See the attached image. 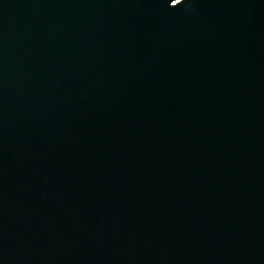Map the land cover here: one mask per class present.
<instances>
[{"label": "water", "instance_id": "1", "mask_svg": "<svg viewBox=\"0 0 264 264\" xmlns=\"http://www.w3.org/2000/svg\"><path fill=\"white\" fill-rule=\"evenodd\" d=\"M0 264H264V0H0Z\"/></svg>", "mask_w": 264, "mask_h": 264}]
</instances>
